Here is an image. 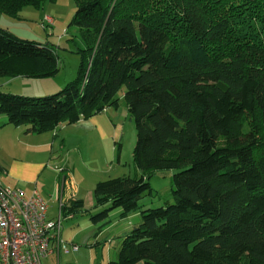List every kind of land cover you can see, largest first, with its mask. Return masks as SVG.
<instances>
[{
    "label": "trees",
    "instance_id": "16d2710c",
    "mask_svg": "<svg viewBox=\"0 0 264 264\" xmlns=\"http://www.w3.org/2000/svg\"><path fill=\"white\" fill-rule=\"evenodd\" d=\"M55 1L0 0V12ZM75 1L78 79L47 97L0 92V115L43 134L117 108L126 88L139 176L97 183L94 207L110 208L92 220L121 209L141 223L111 264H264V0ZM57 73L52 46L0 27V78ZM173 170L174 201L143 210L149 179Z\"/></svg>",
    "mask_w": 264,
    "mask_h": 264
},
{
    "label": "rangeland",
    "instance_id": "374dc122",
    "mask_svg": "<svg viewBox=\"0 0 264 264\" xmlns=\"http://www.w3.org/2000/svg\"><path fill=\"white\" fill-rule=\"evenodd\" d=\"M76 11L75 0H57L40 7L25 6L16 17L0 12L1 28L21 39L52 46L58 58L56 75L36 78L25 74L0 78V92L26 97H47L59 93L78 79L83 64L81 50H84L85 43L80 29L72 25ZM125 91L126 88H123L118 94L120 101L117 108L111 107L108 112L100 113L106 117L110 115L113 120L108 127L104 125L107 133L105 141L100 140L95 133L89 136L84 134L80 141L69 139L62 147L54 145L41 150L42 158L49 164L46 171L51 175L48 177L47 173L41 179L44 182L42 186H45L43 192L51 191L53 184L57 182V168L67 167L74 183L79 187V198L85 199L87 203L86 211L63 219L62 239L70 252L61 253L59 264H111L117 260L122 240L141 223L140 213L123 215V210L115 209L110 212L107 220L95 224L93 216L110 208V205L99 208L90 205L92 190L97 183L139 176L133 159L137 129L124 99ZM119 161L121 166H118ZM176 172L178 171L157 172L149 179L153 193L139 200V206L143 210L164 206L167 200L172 199V178ZM61 175L64 177L67 172ZM49 205V216L56 218L59 203L53 201ZM74 246L78 250L73 251ZM54 260L57 264V255L51 259Z\"/></svg>",
    "mask_w": 264,
    "mask_h": 264
},
{
    "label": "crops",
    "instance_id": "0c3cea01",
    "mask_svg": "<svg viewBox=\"0 0 264 264\" xmlns=\"http://www.w3.org/2000/svg\"><path fill=\"white\" fill-rule=\"evenodd\" d=\"M108 116L99 114L72 125L62 124L56 130L51 131L52 133L35 134L28 132L27 127L8 124V117L0 115V183L4 187L20 188L28 197L37 193L48 204L55 201L60 206L61 202L81 199L78 196L79 187L74 183L67 167L57 168L59 174L57 182L53 184L51 191L43 192L45 186H42L44 182H41V179L47 175L48 171L46 170H48L49 164H46L47 160L42 158L41 150L54 145L62 147L69 139L80 141L84 134L89 136L95 133L100 140L105 141L107 133L104 125L108 127L109 122L113 121L111 116ZM112 152L114 153V149ZM118 166H121L120 161ZM66 172L67 175L63 177L61 174ZM50 176L48 173V177ZM93 195L94 188L90 202L92 207L95 206ZM81 200L84 201L86 209V200Z\"/></svg>",
    "mask_w": 264,
    "mask_h": 264
},
{
    "label": "built area",
    "instance_id": "2783aa9c",
    "mask_svg": "<svg viewBox=\"0 0 264 264\" xmlns=\"http://www.w3.org/2000/svg\"><path fill=\"white\" fill-rule=\"evenodd\" d=\"M52 22V19L48 18ZM49 217V204L37 193L0 183V264H56L51 259L70 250L62 239L63 219ZM73 251L78 250L74 246Z\"/></svg>",
    "mask_w": 264,
    "mask_h": 264
}]
</instances>
